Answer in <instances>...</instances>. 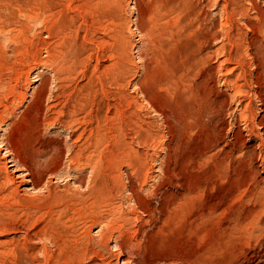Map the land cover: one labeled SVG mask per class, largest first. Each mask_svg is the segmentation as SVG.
Here are the masks:
<instances>
[{"label": "rangeland", "instance_id": "obj_1", "mask_svg": "<svg viewBox=\"0 0 264 264\" xmlns=\"http://www.w3.org/2000/svg\"><path fill=\"white\" fill-rule=\"evenodd\" d=\"M263 28L264 0H0V264H264Z\"/></svg>", "mask_w": 264, "mask_h": 264}, {"label": "bare ground", "instance_id": "obj_2", "mask_svg": "<svg viewBox=\"0 0 264 264\" xmlns=\"http://www.w3.org/2000/svg\"><path fill=\"white\" fill-rule=\"evenodd\" d=\"M224 6V5H223ZM242 7V6H241ZM237 13V12H236ZM239 13V12H238ZM232 16V15H231ZM262 17V16H261ZM242 18V17H241ZM237 20V19H236ZM238 22V21H237ZM239 23V22H238ZM261 25V24H260ZM260 25H259V27H260ZM228 26V25H227ZM257 28H258V26H257ZM261 28H262V26H261ZM259 29V28H258ZM255 31V30H254ZM259 31V30H258ZM262 32V31H261ZM261 32H259V33H261ZM263 32H264V28H263ZM8 33V32H7ZM213 33V32H212ZM261 35V34H260ZM262 35H264V33H262ZM213 36V35H212ZM264 37V36H263ZM257 38H259V37H257ZM14 39V38H13ZM242 41V40H241ZM233 42V41H232ZM243 44V43H242ZM264 44V43H263ZM262 44V45H263ZM212 55V54H211ZM206 60V59H205ZM207 61V60H206ZM228 66V65H227ZM261 66V65H260ZM223 68V67H222ZM238 73V72H237ZM108 74V73H107ZM247 75V74H246ZM252 76V75H251ZM180 78V77H179ZM191 79V78H190ZM188 80V79H187ZM232 82V81H231ZM264 82V81H263ZM236 83V82H235ZM231 84H233V82L231 83ZM262 85V84H261ZM229 86V85H228ZM234 86V85H233ZM236 86V85H235ZM190 87V86H189ZM58 88V87H57ZM201 88V87H200ZM44 90V89H43ZM192 90V89H191ZM107 92V91H106ZM204 92V91H203ZM61 93V92H60ZM191 94V93H190ZM236 94V93H235ZM238 94V93H237ZM40 95H41V93H40ZM232 95V94H231ZM88 96V95H87ZM32 97V96H31ZM106 98H107V96H106ZM250 98H251V96H250ZM226 100V99H225ZM252 100V99H251ZM249 101V100H248ZM17 102H18V100H17ZM70 102V101H69ZM26 103V102H25ZM196 103V102H195ZM261 103V102H260ZM221 104V103H220ZM246 106V105H245ZM73 107V106H72ZM190 107V106H189ZM221 107V106H220ZM253 107V106H252ZM245 108V107H244ZM198 110V109H197ZM219 110V109H218ZM252 112V111H251ZM256 113V112H255ZM61 114V113H60ZM59 114V115H60ZM246 114V113H245ZM245 114H244V116H245ZM255 116V115H254ZM200 117V116H199ZM246 117V116H245ZM244 118H242V120H243ZM50 120V119H49ZM255 120V119H254ZM69 121V120H68ZM189 121V120H188ZM262 121V120H261ZM41 122V121H40ZM190 122V121H189ZM255 122H256V120H255ZM107 123V122H106ZM257 123H259V122H257ZM74 124V123H73ZM212 124V123H211ZM249 124V123H248ZM258 125V124H257ZM256 127V126H255ZM192 128V127H191ZM260 128V127H259ZM261 128H262V126H261ZM197 129V128H196ZM262 130V129H261ZM264 130V129H263ZM36 132V131H35ZM156 134V133H155ZM40 135V134H39ZM96 135V134H95ZM10 136V135H9ZM254 136V135H253ZM264 136V135H263ZM262 137V136H261ZM17 138V137H16ZM7 139V138H6ZM5 139V140H6ZM264 140V139H263ZM262 140V141H263ZM26 141V140H25ZM10 142V141H9ZM1 143V142H0ZM5 143V142H4ZM263 143V142H262ZM5 145V144H4ZM3 146V145H2ZM1 146V147H2ZM262 146V145H261ZM264 147V146H263ZM8 148H9V146H8ZM16 148V147H15ZM42 148V147H41ZM8 151H9V162H10V167L12 166L13 168H14V170H13V172H18L17 171V168H19V167H16V165H15V163L14 162H19V165L20 166H22L23 164L21 163V160H20V157L15 153V151L13 150V149H11V148H9V149H7ZM52 150V149H51ZM5 152H7V151H5ZM120 153V152H119ZM209 155V154H208ZM78 156V155H77ZM12 158V159H11ZM73 158V157H72ZM39 159V158H38ZM48 159V158H47ZM118 159V158H117ZM7 160V159H6ZM23 160V159H22ZM46 161V160H45ZM26 162V161H25ZM38 162V161H37ZM120 162V161H119ZM58 163V162H57ZM59 164V163H58ZM25 165H26V163H25ZM69 165H70V162H69ZM17 166H18V163H17ZM24 166V165H23ZM27 166V165H26ZM45 166V165H44ZM61 167V166H60ZM5 168V167H4ZM21 168V167H20ZM23 168V167H22ZM24 168H26V170H27V167H24ZM35 168V167H34ZM28 169H29V167H28ZM45 169V168H44ZM2 170V169H1ZM2 172H4L3 170H2ZM6 172L7 173H9L10 171H8V168H6ZM28 172V171H27ZM30 172V171H29ZM31 173V172H30ZM42 173H44V172H42ZM10 174V173H9ZM19 175V174H18ZM5 176V175H4ZM7 177H6V180L8 181V182H12V183H15L14 182V178L13 177H11V176H9L8 174L6 175ZM17 176V175H16ZM27 176H29L28 175V173H23V174H21V176H20V178L22 177V180L21 181H23V182H25L26 184L27 183H32V179L31 178H28ZM19 177V176H18ZM32 178H33V174H32ZM34 179V178H33ZM43 179V178H42ZM40 180V179H39ZM6 181V182H7ZM3 183V182H2ZM19 183V182H18ZM108 183V182H107ZM253 183V182H252ZM3 185H5V184H3ZM9 185H10V183H9ZM34 185V184H33ZM18 186V185H17ZM1 187V186H0ZM76 190V189H75ZM29 191V190H28ZM71 191V190H70ZM99 192V191H98ZM27 193V192H26ZM6 194V193H5ZM50 194V193H49ZM73 194V193H72ZM30 195V194H29ZM31 197V196H30ZM234 198H235V196H234ZM179 203V202H178ZM67 204V203H66ZM57 208V207H56ZM255 214V213H254ZM60 215V214H59ZM58 215V216H59ZM253 217V216H252ZM71 219V218H70ZM57 220V219H56ZM248 221H250V220H248ZM62 222V221H61ZM55 223V222H54ZM67 224V223H66ZM248 224V223H247ZM243 225V224H242ZM53 226V225H52ZM256 226V225H255ZM49 227V226H48ZM109 228V227H108ZM244 229V228H243ZM241 230V229H240ZM48 231V230H47ZM55 231V230H54ZM40 233V232H39ZM48 233V232H47ZM53 233V232H52ZM55 233V232H54ZM36 234V233H35ZM60 234V233H59ZM58 234V235H59ZM41 235V234H40ZM84 238V237H83ZM103 238V237H102ZM106 238V237H105ZM66 241V240H65ZM86 241V240H85ZM130 246V245H129ZM35 247V246H34ZM123 249V248H122ZM121 249V250H122ZM42 251V250H41ZM48 253V252H47ZM45 254V253H44ZM49 255V254H48ZM85 255H86V253H85ZM45 256V255H44ZM119 256V255H118ZM100 257V256H99ZM132 258V257H131ZM119 261V260H118ZM124 261H125V259H124ZM125 263V262H124ZM25 264V263H24Z\"/></svg>", "mask_w": 264, "mask_h": 264}]
</instances>
